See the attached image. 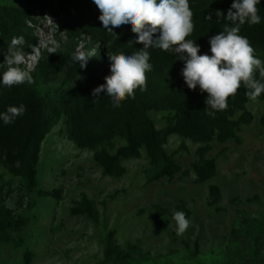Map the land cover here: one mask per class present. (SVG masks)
Returning <instances> with one entry per match:
<instances>
[{
  "label": "trees",
  "instance_id": "1",
  "mask_svg": "<svg viewBox=\"0 0 264 264\" xmlns=\"http://www.w3.org/2000/svg\"><path fill=\"white\" fill-rule=\"evenodd\" d=\"M19 6L0 4V72L7 70L4 52L13 37L23 36L22 45L25 57L36 48L33 36L35 17L48 12L60 23L61 31L66 34L67 42L56 39L41 52L34 71H29L34 83H24L12 87L0 85V112L9 105L26 106V112L11 124L0 121V164L10 173L20 178L28 193L37 191L41 199L60 202L61 189H39V164L42 146L48 135L63 119L70 141L81 150L94 153L96 164L105 177L124 178L128 170L124 162L143 158L149 160L144 170L146 185L150 186L165 178L195 175L197 184H204L216 176L217 160L208 158L213 150L212 143L227 144L239 142L237 133L242 126L253 123L254 116L247 110L251 100L241 85L238 91L227 100L228 107L218 111L215 117L207 114V93L199 87L190 89L183 76L184 62L176 59L175 54L160 49H150L152 70L146 72V90L136 89L134 98L129 97L117 109H113L109 96L102 94L96 101L92 96L94 88L105 83L110 76L109 54L130 55L143 48L134 43L135 36L131 27L115 29L116 36L109 35L99 20L100 11L93 0H16ZM234 0H189L193 12V32L187 37L201 46V53L209 52V38L221 32L225 20L217 23L216 10L227 15ZM260 24L241 26V35L248 38L254 48V55L264 62V0L257 4ZM211 14V21L206 16ZM89 54L87 67L82 69L72 59L77 48ZM55 47L56 53L48 49ZM22 69L24 67L20 65ZM26 70V69H24ZM254 76L259 79L258 70ZM2 79V77H0ZM257 100L264 103V93ZM166 114V126L158 129L151 114ZM264 123V118H263ZM178 135L193 143L202 144L197 150L198 160L192 170L183 171L176 162V155L187 147L182 143L173 154L165 150L169 139ZM125 142L118 148L117 141ZM3 190V189H2ZM209 206L214 207L222 198L218 186H210ZM256 197L247 200L254 203ZM242 204L239 200H236ZM0 193V244L13 242V234H19L30 224L29 219L16 217L14 211L4 205ZM187 218L190 211L181 202L178 206ZM155 210L161 215L160 227L170 226L171 212L160 206ZM73 216L86 217L97 226H106L102 220L97 203L83 196L71 210ZM250 219V218H249ZM254 231L264 229L260 221L252 220ZM19 241V245H23ZM104 258L100 264H149L151 256L133 243L125 247L118 244L115 231L104 237ZM191 258L200 256V243L194 248L185 243ZM35 255L28 250L24 264H32Z\"/></svg>",
  "mask_w": 264,
  "mask_h": 264
},
{
  "label": "rangeland",
  "instance_id": "2",
  "mask_svg": "<svg viewBox=\"0 0 264 264\" xmlns=\"http://www.w3.org/2000/svg\"><path fill=\"white\" fill-rule=\"evenodd\" d=\"M0 4L20 5L16 0H0ZM32 28L36 48L21 64L27 71L35 70L41 52L53 41L67 42L59 21L48 12L36 16ZM84 40L80 49L89 42L87 36ZM247 110L254 121L241 127L239 142L212 143L208 158L217 160V173L204 184H197L194 174H179L147 186L144 170L150 165L146 152L142 159L124 162L128 170L124 178L105 177L94 153L70 141L63 119L43 143L39 164V189H61L60 202L41 199L37 191L28 193L22 180L0 164L4 205L16 217L30 220L22 233L13 234V242L0 244V264H24L28 250L35 255L32 264H100L104 237L110 231H115L123 247L139 245L151 256L149 264H264V229L254 231L250 224L257 220L264 226V103L250 100ZM165 116L151 114L158 129L166 126ZM182 143L187 149L175 159L183 171H191L198 160L197 150L203 145L174 135L165 150L173 154ZM117 144L119 148L125 142L118 140ZM212 185L222 193L214 207L209 206ZM83 196L97 203L105 227L72 215V208ZM256 197L259 199L254 203H247ZM181 202L190 211V227L177 235L172 217L174 211H180ZM155 206L170 210L168 229H161V215ZM197 240L200 256L195 260L185 243L193 249Z\"/></svg>",
  "mask_w": 264,
  "mask_h": 264
},
{
  "label": "clouds",
  "instance_id": "3",
  "mask_svg": "<svg viewBox=\"0 0 264 264\" xmlns=\"http://www.w3.org/2000/svg\"><path fill=\"white\" fill-rule=\"evenodd\" d=\"M100 11L99 20L109 35L116 36L115 29L131 27L134 43L143 48L130 54H109L111 75L105 83L92 91L93 101L102 94L111 98L113 109L129 97L134 98L135 90H146V72L152 70L150 49H160L175 54L184 62L182 76L187 86L201 93L206 92L207 114L215 117L216 112L228 107L227 100L241 85L246 95L256 100L264 93V62L254 55V48L248 38L241 35V26L260 24L257 4L260 0H234L227 15L216 10V22L225 20L223 30L209 38V52L201 53V46L187 37L193 32V12L189 0H93ZM211 21L212 15L206 16ZM24 37H13L4 52L8 68L0 72V85L12 87L34 83L32 74L20 67L25 60L22 45ZM34 51V49H33ZM56 53L55 47L48 49ZM90 56L77 48L72 59L79 67H87ZM258 70L259 79L254 76ZM26 112V106L9 105L0 112V121L11 124ZM177 235H183L190 227V219L184 211H174Z\"/></svg>",
  "mask_w": 264,
  "mask_h": 264
}]
</instances>
